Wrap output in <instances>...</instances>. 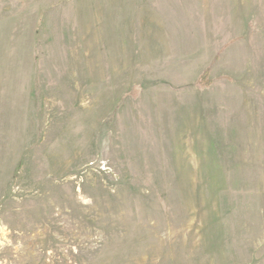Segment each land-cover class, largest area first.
Here are the masks:
<instances>
[{
  "label": "rangeland",
  "instance_id": "1",
  "mask_svg": "<svg viewBox=\"0 0 264 264\" xmlns=\"http://www.w3.org/2000/svg\"><path fill=\"white\" fill-rule=\"evenodd\" d=\"M0 264H264V0H0Z\"/></svg>",
  "mask_w": 264,
  "mask_h": 264
},
{
  "label": "crops",
  "instance_id": "2",
  "mask_svg": "<svg viewBox=\"0 0 264 264\" xmlns=\"http://www.w3.org/2000/svg\"><path fill=\"white\" fill-rule=\"evenodd\" d=\"M0 23H5V21L2 19V20L0 21Z\"/></svg>",
  "mask_w": 264,
  "mask_h": 264
}]
</instances>
